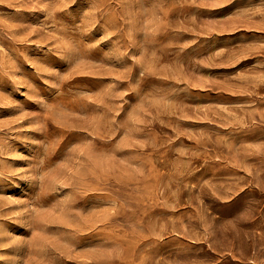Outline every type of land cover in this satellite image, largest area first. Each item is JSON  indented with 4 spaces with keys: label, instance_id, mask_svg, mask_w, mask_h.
Returning a JSON list of instances; mask_svg holds the SVG:
<instances>
[{
    "label": "rangeland",
    "instance_id": "obj_1",
    "mask_svg": "<svg viewBox=\"0 0 264 264\" xmlns=\"http://www.w3.org/2000/svg\"><path fill=\"white\" fill-rule=\"evenodd\" d=\"M0 264H264V0H0Z\"/></svg>",
    "mask_w": 264,
    "mask_h": 264
}]
</instances>
